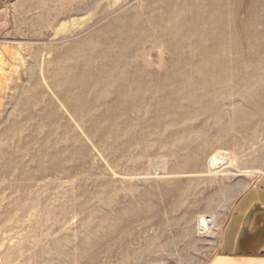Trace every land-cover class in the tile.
<instances>
[{"label": "rangeland", "instance_id": "1", "mask_svg": "<svg viewBox=\"0 0 264 264\" xmlns=\"http://www.w3.org/2000/svg\"><path fill=\"white\" fill-rule=\"evenodd\" d=\"M262 174L264 0H0V264H207Z\"/></svg>", "mask_w": 264, "mask_h": 264}, {"label": "crops", "instance_id": "2", "mask_svg": "<svg viewBox=\"0 0 264 264\" xmlns=\"http://www.w3.org/2000/svg\"><path fill=\"white\" fill-rule=\"evenodd\" d=\"M207 264H264V174L233 205Z\"/></svg>", "mask_w": 264, "mask_h": 264}, {"label": "bare ground", "instance_id": "3", "mask_svg": "<svg viewBox=\"0 0 264 264\" xmlns=\"http://www.w3.org/2000/svg\"><path fill=\"white\" fill-rule=\"evenodd\" d=\"M228 166H230L229 160L226 157H224L222 154L216 155L210 162V168L213 170L214 169L218 170ZM213 224L214 222L212 220L204 218L201 221V226H200L201 233L202 234L209 233L210 230L212 229Z\"/></svg>", "mask_w": 264, "mask_h": 264}]
</instances>
